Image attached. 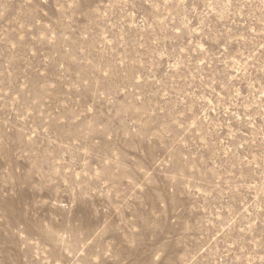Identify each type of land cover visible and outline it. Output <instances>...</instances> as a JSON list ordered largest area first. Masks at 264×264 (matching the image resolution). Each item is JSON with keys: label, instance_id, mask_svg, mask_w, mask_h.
<instances>
[{"label": "rangeland", "instance_id": "374dc122", "mask_svg": "<svg viewBox=\"0 0 264 264\" xmlns=\"http://www.w3.org/2000/svg\"><path fill=\"white\" fill-rule=\"evenodd\" d=\"M0 264H264V0H0Z\"/></svg>", "mask_w": 264, "mask_h": 264}]
</instances>
